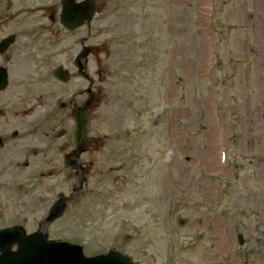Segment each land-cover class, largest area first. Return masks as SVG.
<instances>
[{"label": "rangeland", "instance_id": "rangeland-1", "mask_svg": "<svg viewBox=\"0 0 264 264\" xmlns=\"http://www.w3.org/2000/svg\"><path fill=\"white\" fill-rule=\"evenodd\" d=\"M256 1L95 0L89 26L44 31L39 49L57 52L38 74L48 87L43 131L72 134L77 125L105 140L114 159L97 172L98 186V176L88 179L90 207L49 225L42 221L55 195L70 194L67 172L49 180L39 177L45 170L0 168V228L40 226L85 256L112 250L132 264H264V10ZM34 24L0 20V38H26ZM83 45L99 48L86 72L101 82L93 91L100 106L76 121L50 119L61 52L70 51L71 105L86 99L72 65Z\"/></svg>", "mask_w": 264, "mask_h": 264}, {"label": "flooded vegetation", "instance_id": "flooded-vegetation-1", "mask_svg": "<svg viewBox=\"0 0 264 264\" xmlns=\"http://www.w3.org/2000/svg\"><path fill=\"white\" fill-rule=\"evenodd\" d=\"M28 2L29 0H3V6H0L1 24L29 23L32 18L36 21L33 25L36 28L32 29L35 32L31 35H28L31 31L26 33L27 39L14 31L0 38V43L4 39L12 40L8 47L0 50V168L45 170L47 174H40L39 177L49 180L67 172L64 177L70 183V194L65 197L61 193L65 202V213L67 209L73 208L78 212L86 206L90 207L87 204L91 200L86 190L88 179L91 175L98 176V183L96 182L98 186L103 176L97 172L106 170L108 161L114 157L113 153L108 151L109 148L105 147V140L98 136H90L89 132L77 128V125H75L77 131L72 134L70 129L68 132L56 131V126L51 132L43 131V127L46 126V120L43 122L41 113L46 104L42 101L43 91L48 87L47 84L41 86L46 80L42 81L38 74L53 63L52 58L57 51L40 50L39 37L44 31L55 35L58 29L68 31L59 26L61 0H48L49 5L39 6L38 9ZM25 4H28L27 7ZM52 27H57V30H52ZM51 37L54 39L56 36ZM17 46L19 49L15 50ZM61 53L64 62L55 64L50 74L60 89L51 108V111L56 113L46 114V117L55 121L58 118L60 122L63 120L70 122V114L74 120L75 117H81L79 111L98 110L100 91L94 93L93 91L100 87L101 82L97 80V83H94L90 76H83L87 82L86 99L82 106L76 109V105L70 103V90L66 89L70 85V51ZM57 67L64 71V78L67 79L65 83L53 76V71ZM49 97L53 95L50 94ZM95 191L99 192L98 188ZM59 195L60 193L55 197Z\"/></svg>", "mask_w": 264, "mask_h": 264}, {"label": "water", "instance_id": "water-1", "mask_svg": "<svg viewBox=\"0 0 264 264\" xmlns=\"http://www.w3.org/2000/svg\"><path fill=\"white\" fill-rule=\"evenodd\" d=\"M59 22L68 30L81 27L85 22L88 24L94 17L96 4L94 0H84L76 3L74 0H62ZM12 42L10 38L4 39L0 44V50H4ZM98 52V48L83 47L81 52L74 58V66L79 74L88 56ZM54 76L66 82L64 72L56 68ZM64 203L61 196L49 208L45 223L59 219L64 213ZM241 245L242 239L237 236ZM15 250H12L13 247ZM0 264H132L130 260L115 251H108L92 257L83 254L82 247L63 241L48 240L47 235L37 231L26 235L20 227L0 230Z\"/></svg>", "mask_w": 264, "mask_h": 264}, {"label": "bare ground", "instance_id": "bare-ground-1", "mask_svg": "<svg viewBox=\"0 0 264 264\" xmlns=\"http://www.w3.org/2000/svg\"><path fill=\"white\" fill-rule=\"evenodd\" d=\"M257 2V4L258 5H260L261 6V8H263V10H264V0H262V2L261 1H259V0H257L256 1ZM263 19V18H262ZM262 26H259L258 28L260 29V31H259V40H260V46H261V42H263L264 41V19L261 21L260 20V22H259ZM218 154V153H217ZM214 164V162H210V164L208 165V166H212ZM217 164V163H216ZM264 166V165H263Z\"/></svg>", "mask_w": 264, "mask_h": 264}]
</instances>
